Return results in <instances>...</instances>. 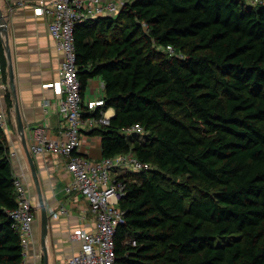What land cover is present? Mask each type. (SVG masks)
Instances as JSON below:
<instances>
[{
	"label": "trees",
	"instance_id": "16d2710c",
	"mask_svg": "<svg viewBox=\"0 0 264 264\" xmlns=\"http://www.w3.org/2000/svg\"><path fill=\"white\" fill-rule=\"evenodd\" d=\"M74 44L81 96L99 77L104 104L94 114L114 110L91 131L101 157L152 166L134 181L120 176L116 264H264V4L131 0L76 24ZM0 61L5 82L1 34ZM134 124L143 140L125 132ZM13 180L0 128V264L23 262Z\"/></svg>",
	"mask_w": 264,
	"mask_h": 264
},
{
	"label": "crops",
	"instance_id": "0c3cea01",
	"mask_svg": "<svg viewBox=\"0 0 264 264\" xmlns=\"http://www.w3.org/2000/svg\"><path fill=\"white\" fill-rule=\"evenodd\" d=\"M50 1L52 0H0V9L6 21V36L2 34L1 37L3 43L6 40L8 44L25 147L36 169L38 188L45 209L44 246L47 264H63L78 249V244L69 240L70 233L75 229L91 230L94 222L85 198L64 192V187L71 180L64 158L54 153L35 155L31 151L34 128L42 127L49 137L56 138L59 136L61 122L58 113L60 96L47 85L58 80L62 56L56 51L49 35V20L35 13L40 2ZM103 87L99 77L89 79L82 92L83 103L102 96ZM6 91L11 93L9 78L7 76L4 82L0 73V104L5 110ZM105 113L112 117L114 110L108 108ZM6 114L7 128L4 133L9 153H14L10 157L12 170L14 174L23 176L36 210L32 238L24 264H44L41 246L42 213L21 130L15 118L13 99L12 107L6 110ZM96 127L82 130L79 147V154L92 160L102 158L101 138L98 134L91 133ZM61 209L65 212H60Z\"/></svg>",
	"mask_w": 264,
	"mask_h": 264
},
{
	"label": "built area",
	"instance_id": "2783aa9c",
	"mask_svg": "<svg viewBox=\"0 0 264 264\" xmlns=\"http://www.w3.org/2000/svg\"><path fill=\"white\" fill-rule=\"evenodd\" d=\"M251 4H262L261 0H247ZM128 0H52L40 2L35 13L46 17L48 32L54 47L62 56L59 78L48 84L60 96L58 113L61 118L59 136L51 138L42 127L32 130L31 151L35 155L54 153L62 156L65 167L71 176L64 187L66 194H77L85 198L92 215L94 227L91 230L75 229L69 240L78 244L77 251L63 264H116L114 236L117 228L125 224L126 213L120 208L125 196V184L121 181L119 167L139 172L150 170L149 163L137 160L132 154H119L112 158L92 160L79 154L83 129H92L98 125H108L109 116L105 110L94 112L103 106L102 96L83 103L81 85L76 65L74 27L78 23L94 20L101 16L117 15ZM173 53L171 46L166 48ZM1 73V61H0ZM103 89V88H102ZM0 128H7L6 110L0 104ZM127 134L143 136L140 124L125 130ZM10 157L14 153H9ZM13 186L16 194V206L9 211L11 227L20 239L23 262L28 253L32 238L36 210L32 204L24 178L14 174ZM60 212H65L61 209ZM134 246L135 241H129Z\"/></svg>",
	"mask_w": 264,
	"mask_h": 264
},
{
	"label": "water",
	"instance_id": "95a60500",
	"mask_svg": "<svg viewBox=\"0 0 264 264\" xmlns=\"http://www.w3.org/2000/svg\"><path fill=\"white\" fill-rule=\"evenodd\" d=\"M0 34H4L6 36V21L4 18V15L0 9ZM4 48H5V54H6V59H7V72H8V78H9V88L11 91V96L13 99V104H14V111H15V118L17 121V124L21 130V134H22V139H23V143H24V147L25 145V140H24V130H23V124L21 121V116H20V111H19V107H18V103H17V99H16V92H15V87H14V82H13V71H12V63H11V58H10V52L8 49V44L7 41L5 40V44H4ZM111 118V117H110ZM25 151L27 154V158L30 164V169H31V174H32V178L34 180V183L36 185L37 188V192H38V199H39V203H40V208H41V213H42V218H41V228H42V233H41V246H42V251H43V256H44V264H47V253H46V248L44 246V233H45V209L41 200V196H40V192H39V188H38V179L36 176V169L35 166L32 162V159L30 158V154L27 151L26 147H25Z\"/></svg>",
	"mask_w": 264,
	"mask_h": 264
},
{
	"label": "rangeland",
	"instance_id": "374dc122",
	"mask_svg": "<svg viewBox=\"0 0 264 264\" xmlns=\"http://www.w3.org/2000/svg\"><path fill=\"white\" fill-rule=\"evenodd\" d=\"M128 1H131V0H128ZM261 2H262V4H264V0H261ZM143 139H144V136H141L140 140H143ZM118 169H119L118 170L119 172L123 171V174L125 175V179L128 181H134L138 175V173L132 172L131 169L124 171L125 168L122 166L119 167ZM173 180H175L176 182H183L184 181L183 178H181V177L173 178Z\"/></svg>",
	"mask_w": 264,
	"mask_h": 264
},
{
	"label": "bare ground",
	"instance_id": "6f19581e",
	"mask_svg": "<svg viewBox=\"0 0 264 264\" xmlns=\"http://www.w3.org/2000/svg\"><path fill=\"white\" fill-rule=\"evenodd\" d=\"M100 126V125H99ZM132 172H134V171H132Z\"/></svg>",
	"mask_w": 264,
	"mask_h": 264
}]
</instances>
